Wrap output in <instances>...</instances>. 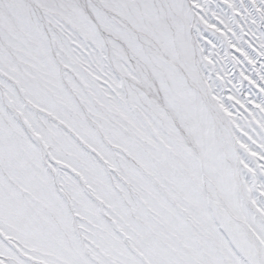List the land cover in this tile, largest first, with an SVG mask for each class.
<instances>
[{
	"label": "snow or ice",
	"instance_id": "6c2138e0",
	"mask_svg": "<svg viewBox=\"0 0 264 264\" xmlns=\"http://www.w3.org/2000/svg\"><path fill=\"white\" fill-rule=\"evenodd\" d=\"M0 264H264V0H0Z\"/></svg>",
	"mask_w": 264,
	"mask_h": 264
}]
</instances>
